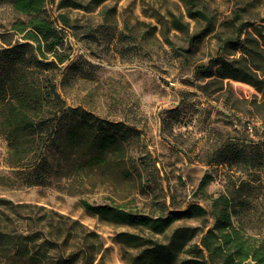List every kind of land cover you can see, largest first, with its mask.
<instances>
[{"label":"rangeland","instance_id":"1","mask_svg":"<svg viewBox=\"0 0 264 264\" xmlns=\"http://www.w3.org/2000/svg\"><path fill=\"white\" fill-rule=\"evenodd\" d=\"M59 1L45 2L49 18L63 29L69 53L60 66L58 91L66 108L89 112L98 118L91 121L99 128L126 137L130 164L118 174L102 169L61 176L63 163L51 151L36 160V174L50 183L27 185L23 178L35 177V166L6 164L8 148L0 130V231L32 235L31 257H44L43 264H86L89 254L95 256L92 264H128L140 247L133 248L134 241L122 234L147 239L146 246L165 243L175 229L190 227L196 230L191 242L198 244L214 225L212 200L243 184L246 206L236 210H247L244 232L261 241L264 230L256 218L264 208V127L217 93L204 94L194 69L216 56V36L227 32L230 22L264 19V0H197L212 21L205 32V21L188 18L181 0H77L83 8H60ZM59 14L68 16L73 28L64 29ZM170 14L179 16L187 29H172ZM23 18L9 1H0V67L6 64L4 50L23 41L11 29L14 20ZM228 86L240 100L260 96L242 81ZM167 110H175L171 131L161 124ZM65 123L63 119L58 126ZM227 142L243 149L244 161L208 163V155L223 150ZM205 174L212 182L201 191L198 184ZM83 202L150 218L174 216L198 204L207 210L208 222L204 227L200 218L182 215L158 234L101 219ZM44 241L52 251L39 256Z\"/></svg>","mask_w":264,"mask_h":264},{"label":"trees","instance_id":"2","mask_svg":"<svg viewBox=\"0 0 264 264\" xmlns=\"http://www.w3.org/2000/svg\"><path fill=\"white\" fill-rule=\"evenodd\" d=\"M3 2L4 0H0ZM14 12L23 19L12 22L11 29L21 35L23 41L10 45L4 53L5 65L0 67V130L5 136L8 153L6 164L10 167H34L33 175L24 176L27 185L50 183L46 177L36 174L38 158L57 153L63 163L61 176L83 173L85 175L102 169L123 173L130 164L125 136L104 130L95 125L94 115L80 108H66L65 101L58 91L57 77L60 66L69 58L64 46L63 29L51 20L45 8L46 0H7ZM185 3L188 18L205 21L204 32L211 26V18L198 7L197 0H181ZM60 8H83L77 0H60ZM170 27L185 31L187 25L179 16L170 14ZM63 28H73L65 14L58 15ZM227 32L217 34L218 52L207 64L194 69V78L201 81L200 89L206 94L223 98L231 108L244 111L245 115L258 120L264 127V19L258 23L234 21L224 27ZM193 36L191 40L196 39ZM245 82L252 86L259 97L248 102L234 96L228 86L230 81ZM237 104V105H236ZM243 104V107L240 106ZM175 110H167L162 118V129L171 131L176 121ZM170 114V115H169ZM65 119V124L59 123ZM233 138V137H231ZM43 161V160H40ZM208 163L238 164L244 161L243 149L227 142L223 150L212 151ZM41 180H40V179ZM20 179V178H19ZM212 182V176L205 174L198 188L201 191ZM243 184L228 195L214 198L210 203L209 215L213 227L202 234L200 242L192 241L194 228L175 229L167 242H152L137 235L122 234L133 240V248L140 247L128 264H264V238L254 240L246 234L244 208L246 200L241 199ZM240 197V199H238ZM85 209L97 214L101 219L130 227H142L163 234L177 217H187L207 221V210L191 204L174 216L145 217L109 205H90L83 202ZM259 230H264V208L256 218ZM237 221V225L235 224ZM203 232V229H200ZM32 235L18 234L13 230L0 231V264H43L44 257L33 259L35 248ZM258 242V243H257ZM94 243L89 245L92 249ZM143 246V247H142ZM52 251L47 241L40 245L39 256ZM37 255V256H38ZM95 256L89 254L86 264H92ZM67 262V264H75Z\"/></svg>","mask_w":264,"mask_h":264},{"label":"water","instance_id":"3","mask_svg":"<svg viewBox=\"0 0 264 264\" xmlns=\"http://www.w3.org/2000/svg\"><path fill=\"white\" fill-rule=\"evenodd\" d=\"M247 264H251V261H248Z\"/></svg>","mask_w":264,"mask_h":264}]
</instances>
